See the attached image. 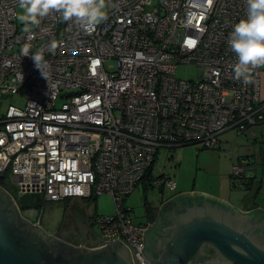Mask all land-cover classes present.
<instances>
[{
	"label": "built area",
	"instance_id": "built-area-1",
	"mask_svg": "<svg viewBox=\"0 0 264 264\" xmlns=\"http://www.w3.org/2000/svg\"><path fill=\"white\" fill-rule=\"evenodd\" d=\"M107 5V20L88 33L58 13L26 30L16 23L18 0H0V97L19 92L25 97L23 107L8 105L0 117V178L11 173L19 198L111 196L116 211L95 214L90 226L102 242H122L133 264H150L141 252L149 221L133 222L125 198L160 148L214 149L220 134H246L263 123L260 69L249 85L234 79L237 58L228 38L246 15L245 0H107ZM53 40L54 54L47 48ZM29 41L30 55L45 47L46 77L31 56L21 55ZM106 60H116L114 74ZM178 65L197 67V79L178 78ZM243 162L231 167L233 184H246L250 164ZM153 185L176 189L166 174Z\"/></svg>",
	"mask_w": 264,
	"mask_h": 264
},
{
	"label": "water",
	"instance_id": "water-1",
	"mask_svg": "<svg viewBox=\"0 0 264 264\" xmlns=\"http://www.w3.org/2000/svg\"><path fill=\"white\" fill-rule=\"evenodd\" d=\"M40 201L39 194L19 198L21 208ZM142 241L150 264H264V211H240L204 193H183L163 203ZM99 242L105 244L90 248L47 234L22 217L0 187V264H133L119 240Z\"/></svg>",
	"mask_w": 264,
	"mask_h": 264
},
{
	"label": "rangeland",
	"instance_id": "rangeland-1",
	"mask_svg": "<svg viewBox=\"0 0 264 264\" xmlns=\"http://www.w3.org/2000/svg\"><path fill=\"white\" fill-rule=\"evenodd\" d=\"M18 12L19 6L16 8L17 15ZM16 23L19 27L22 25L18 19H16ZM104 66L106 70L114 74L117 69V62L116 60H106ZM198 71L199 69L192 65H178L175 74L178 78L184 80H195L198 77ZM24 103L25 97L23 92L15 93L7 97H0V117L6 111L8 105L12 104L23 107ZM245 135L246 134L237 135L234 130H228L220 134L218 138H222L223 141L227 142L221 147V150H218L217 147L208 149L191 144L176 146L171 149L160 148L156 155L154 171L156 173H164L172 178L177 183L176 190H191V188L194 190L205 189L228 196L229 190H222L223 187L219 186L223 183L218 184L216 177L227 161L225 156H221V154L226 156L231 155V153L237 155L238 152L242 150L241 154H243L242 156L244 157H241L237 164H244V159L252 163L253 158L251 153H246V144L250 142L247 141ZM240 147L242 148L239 149ZM0 187L8 193L12 199L14 198L16 203L20 206L18 188L10 172H6L4 177L0 178ZM253 189V184L243 185L241 182L237 183L235 181L230 191L234 190V195L239 198V195H242V191L244 193L243 196H247L252 193ZM162 193L167 197L170 192L166 186L159 187L149 185L148 179L146 178L135 186L133 191L124 200V206L131 209L129 217L132 221L136 223H145L147 221L146 217L148 212V209H146L147 206H145L146 201L158 204ZM234 195L233 197H235ZM85 202L88 204L86 213L90 217L93 214L112 215L116 211L113 198L106 194L98 195L93 199H85ZM65 206L66 202L64 200L44 201L42 199L36 206L31 208L20 207L19 211L22 217L28 219L31 223L41 217V228L46 233H51L54 231L58 221L64 216ZM94 227L96 228L95 225Z\"/></svg>",
	"mask_w": 264,
	"mask_h": 264
},
{
	"label": "clouds",
	"instance_id": "clouds-1",
	"mask_svg": "<svg viewBox=\"0 0 264 264\" xmlns=\"http://www.w3.org/2000/svg\"><path fill=\"white\" fill-rule=\"evenodd\" d=\"M245 3L246 15L234 25L228 44L237 58L232 66L234 79L249 85L253 83V71L264 67V0H245ZM18 4L17 19L26 30L29 26H39L41 20L52 13H58L63 21H72L88 33L108 18L105 11L107 0H18ZM31 47L30 41L23 44L21 55L31 56L45 76V47L41 46L30 55ZM47 48L54 54L56 41L53 40Z\"/></svg>",
	"mask_w": 264,
	"mask_h": 264
},
{
	"label": "crops",
	"instance_id": "crops-1",
	"mask_svg": "<svg viewBox=\"0 0 264 264\" xmlns=\"http://www.w3.org/2000/svg\"><path fill=\"white\" fill-rule=\"evenodd\" d=\"M260 69V97L264 99V67L259 68ZM245 138H247V141L250 142L249 144H246V153H251V156L253 158V162L247 167L246 174L247 176H251V179L246 180V184H253L254 189L251 194H248L247 196L239 195V198L234 195V190H231L233 188L234 184L231 181V175L230 170L233 165H236L238 163V160L242 156V150L238 152L237 155H231L226 156L224 154H221V156H225L227 159L225 166L221 169V171L217 174V180L218 184H220L219 187H223L222 190L228 189V196L211 192L205 189L200 190H194L191 188V190H169V194L166 196L161 195L160 200L158 201V204H155L151 201H148L145 206L148 207L149 211L153 212V215L150 217H146L147 221H152V223H156L157 215L159 213V208L165 203L166 201L172 199L174 196H177L179 194L183 193H194V191H197L198 193H204L207 195H210L212 197L224 200L234 206L235 208L239 209L240 211H249L256 208H260L264 211V122L255 125L249 128L248 132L245 135ZM227 142L223 141L222 138H219V144L217 146L218 150H221V147L226 144ZM240 147L239 149H241ZM159 151V150H158ZM157 151V153H158ZM156 153V155H157ZM220 156V155H218ZM156 162V156L154 159V163L152 165L151 174L148 179V184L153 185V183L156 181V179L162 175V173H156L154 171ZM164 174V173H163ZM177 184V183H176ZM245 184V185H246ZM177 186V185H176ZM221 189V188H220ZM190 191V192H188ZM233 195L235 197H233ZM166 197V198H165ZM165 198V199H164ZM66 202V206L64 208V216L61 218V220L58 221L55 229L53 232H49L47 234L51 236H57L61 239H64L67 242H73L74 244H80L86 247H99L101 243L99 242V239L102 241V237L100 234L95 231L89 224V220L91 217L88 216L86 213V207L88 204L85 202V200H81L78 198H70V199H63ZM246 206V207H245ZM20 210V206H19ZM33 211V210H31ZM22 215V214H21ZM28 220V219H27ZM34 225H38L41 227V217L39 219H36V221L33 222ZM99 242L98 246L96 244Z\"/></svg>",
	"mask_w": 264,
	"mask_h": 264
},
{
	"label": "flooded vegetation",
	"instance_id": "flooded-vegetation-1",
	"mask_svg": "<svg viewBox=\"0 0 264 264\" xmlns=\"http://www.w3.org/2000/svg\"><path fill=\"white\" fill-rule=\"evenodd\" d=\"M146 209H148V208L146 207ZM249 211H250V210H249ZM152 215H153V212L149 211V209H148V212H147V218L150 217V216H152ZM151 225H154V222L152 223V221H149V224H148L147 228H148L149 226H151ZM147 228H146V229H147Z\"/></svg>",
	"mask_w": 264,
	"mask_h": 264
},
{
	"label": "trees",
	"instance_id": "trees-1",
	"mask_svg": "<svg viewBox=\"0 0 264 264\" xmlns=\"http://www.w3.org/2000/svg\"><path fill=\"white\" fill-rule=\"evenodd\" d=\"M249 164H251V163L249 162ZM151 169H152V168H149V169H148V171H147V173H146V176H145L146 179L149 178L150 176H152V174H151ZM248 179H251V176L248 177ZM145 204H147V201H146Z\"/></svg>",
	"mask_w": 264,
	"mask_h": 264
},
{
	"label": "snow or ice",
	"instance_id": "snow-or-ice-1",
	"mask_svg": "<svg viewBox=\"0 0 264 264\" xmlns=\"http://www.w3.org/2000/svg\"><path fill=\"white\" fill-rule=\"evenodd\" d=\"M210 2H211V0H210ZM193 43H194L193 41H190V42H189L190 45L193 44Z\"/></svg>",
	"mask_w": 264,
	"mask_h": 264
}]
</instances>
